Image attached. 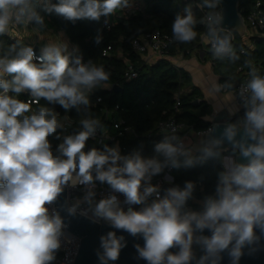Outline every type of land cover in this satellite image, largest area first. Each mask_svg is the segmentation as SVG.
I'll return each instance as SVG.
<instances>
[{"label":"clouds","instance_id":"1","mask_svg":"<svg viewBox=\"0 0 264 264\" xmlns=\"http://www.w3.org/2000/svg\"><path fill=\"white\" fill-rule=\"evenodd\" d=\"M221 5L200 0L196 7L207 9L200 18L185 5L171 22L173 41L190 44L203 25L199 35L214 58L239 60ZM133 7L134 0H0V37L17 29L43 33L46 15L107 26ZM102 33L96 30L97 46ZM244 65L249 79L236 93L242 115L230 113L235 119L210 126L199 146L171 130L150 152L144 141L124 152L118 141L105 142V126L93 113L94 93L112 86L110 70L85 60L79 45L62 36L39 54L19 39L6 46L0 40V264H57L66 219L78 215L113 229L99 237V264L117 261L127 247L117 232L143 240L133 247L146 264H224L225 257L240 264L264 251V74L250 59ZM233 88L231 80L215 86ZM57 105L66 114L75 111L74 127ZM98 133L100 146L89 147ZM209 162L214 182L202 196H196L198 181L175 183L173 170ZM158 177L162 183H154ZM204 180L202 173L201 185ZM98 186L110 194L97 199ZM66 189L82 195L57 208Z\"/></svg>","mask_w":264,"mask_h":264},{"label":"trees","instance_id":"2","mask_svg":"<svg viewBox=\"0 0 264 264\" xmlns=\"http://www.w3.org/2000/svg\"><path fill=\"white\" fill-rule=\"evenodd\" d=\"M141 1L143 6L140 10L132 14H125L122 17H112L108 28L102 26V21L100 23L91 21L89 25L87 22L81 21L72 25L55 15H46L52 25L64 29L68 39L73 44L79 45L85 59L91 58L97 64H103L106 70L111 71V85L115 83L120 85L118 90L113 88L101 89L94 93L93 97L100 96L102 102L97 107H93V113L97 116L100 106L107 105L112 109L117 106L120 116L134 127L137 132L135 137L124 136L119 140L124 152L130 151L140 141L146 143L145 151L150 152L152 143L160 140L164 133H156L150 137H146V133L154 129L158 120L172 112L177 91H180L178 97L179 111L175 114L177 121L190 126L195 132L204 131L211 126V123L204 118L210 113L209 104L202 98L201 92L196 87H191L186 92L183 91L190 85V76L184 69L171 62V56L180 53L182 56L188 57L193 51L200 50L203 53V59L212 62L213 71L219 76L221 85L228 80H231L232 83L237 79L238 81H247L249 79L248 69L244 62L249 59L264 74V37H250L252 45L248 47L245 41L247 37H241L234 32L232 43L240 59L235 62L227 57L223 60H217L213 57L210 46L201 42L199 34L205 31L203 25H198V38L195 41L190 44H180L172 39L168 48V56L159 57L154 62L143 61L138 54L130 49L129 41L153 28L160 29L172 38L171 22L178 13L182 14L183 10L177 3L178 0ZM256 1H260L264 6V0H239L241 15L244 16ZM193 11L197 18H200L205 15L207 9L201 11L198 8H193ZM98 28L103 29V42L99 46L94 43ZM0 40L6 46L15 43L17 38H11L7 35L0 37ZM107 45H111L112 49L108 55H102V51ZM125 59L133 62L137 68V76L131 80L123 78ZM239 67L241 68L240 71H238ZM195 99H197L196 103L193 102ZM44 103L41 101V104ZM56 111L61 114L64 113L58 105ZM242 112L243 109L237 115H242ZM68 114L74 122L78 119L75 111ZM231 119H235V116ZM178 133L182 135L181 132ZM53 144L55 146L56 141H53ZM89 145L91 147L95 144L89 143ZM95 146L99 147L100 145ZM202 173L205 175V180L201 185L199 178ZM172 175L177 184H182L185 180L198 181L197 197L210 191L214 182L211 162L204 168L173 170ZM191 203L196 206L195 202Z\"/></svg>","mask_w":264,"mask_h":264},{"label":"built area","instance_id":"3","mask_svg":"<svg viewBox=\"0 0 264 264\" xmlns=\"http://www.w3.org/2000/svg\"><path fill=\"white\" fill-rule=\"evenodd\" d=\"M200 2V0H178L177 3L179 4L180 8L183 10L185 5L192 4L193 8H197L196 5ZM143 4L141 0H134V7L132 9L125 10L126 14H132L135 11H138L142 8ZM199 10L203 11V9L198 8ZM243 17L245 26H246V34L245 36L248 37V41H246V45L251 47L250 37L252 36H261L264 37V6L260 1H256L251 9L245 13ZM111 23L110 22L107 26L104 25L102 20V26L108 28ZM172 42V38L169 34L161 31L158 28H153L149 31L142 33L141 35L132 38L129 41L130 49L136 54H148L150 56L156 57L157 60L159 57L168 56V48L170 43ZM201 42L208 44L204 41L201 37ZM31 45V44H30ZM111 45H107L103 51L102 55H108L111 51ZM244 52L243 50H241ZM193 52H201L200 50H195ZM119 53L120 50H119ZM37 54H39L37 52ZM87 60V59H85ZM154 60V61H155ZM153 61V62H154ZM152 62V61H150ZM212 63V62H211ZM241 68H238L240 71ZM137 76V68L135 64L128 59H125V67L123 70V78L125 80H131ZM246 80H240L238 84L233 88L234 95L236 97V101L239 103V100L236 96V93L239 92L243 84ZM112 87V86H111ZM180 95V91L175 93V104L173 106L172 112L167 115L166 117L158 120L154 126L153 130H150L146 133V137H150L156 133H165L167 131L175 130L177 132H181L182 136L185 138L187 137L188 131L191 129L190 126L186 125L183 122L177 121L175 114L179 111L178 105V97ZM100 96L92 97L94 102V107H97L101 102L102 99L98 103H95L96 98ZM101 98V97H100ZM99 114L97 117L101 120V122L105 126V130L107 132V138H105V142H116L124 137V136H132L135 137L137 135L136 130L132 125L126 122V120L120 116L118 113L117 106L113 109L108 107L107 105L99 107ZM61 118L67 117L66 123H70L74 127V120L70 117L67 113L61 114ZM72 128H69V131H72ZM205 131V130H204ZM201 131L200 133H204ZM103 139L100 134H97V137L93 140H90L89 143H93L95 145H99L98 141ZM90 147V145H88ZM163 177H158L154 180V183H162ZM67 198L70 196L82 195V192L79 189H66ZM110 194L109 189L104 186H98V196L99 199L101 196ZM123 200V197L121 196ZM66 237L67 242H65L59 251L57 256V264H73L78 248H79V238L66 230Z\"/></svg>","mask_w":264,"mask_h":264},{"label":"water","instance_id":"4","mask_svg":"<svg viewBox=\"0 0 264 264\" xmlns=\"http://www.w3.org/2000/svg\"><path fill=\"white\" fill-rule=\"evenodd\" d=\"M221 10L224 15V29L233 39V33H237L239 36L243 37L246 34V26L243 17L239 11V0H222ZM91 21H87V25ZM238 79L234 81V88L238 84ZM115 90L120 89V85L112 84ZM197 102V99L193 101ZM225 111H220L212 115L210 123L223 125L224 122L231 119ZM207 129L201 134V138L205 137ZM67 198L66 190L64 194L60 197L59 202L56 207L62 204ZM121 199V197H120ZM122 200V199H121ZM61 215L65 213L61 212ZM66 222H69L67 231L79 238V248L73 264H99L96 256V250L99 248V237L106 234L108 231L113 230L110 227L101 222L99 224L92 223L89 219L76 216L75 218H67ZM118 235H124L127 240V247L121 250L120 257L115 262H110V264H146V261L136 259L137 253L133 245L135 243L143 244V240L139 238H133L127 233L117 232ZM102 251V250H101ZM224 264H228L227 257H225ZM240 264H264V251L257 253L255 256L245 255Z\"/></svg>","mask_w":264,"mask_h":264},{"label":"crops","instance_id":"5","mask_svg":"<svg viewBox=\"0 0 264 264\" xmlns=\"http://www.w3.org/2000/svg\"><path fill=\"white\" fill-rule=\"evenodd\" d=\"M45 23L47 28L43 33H36L30 29H17L11 32L9 37L20 39L25 44H31L38 53L44 43L51 40L54 41L58 39V36H62L64 39L68 40L70 46L75 45L68 39L65 30L52 25L46 16ZM245 41H248V37ZM202 55V52H192L188 57H184L180 53L170 57L171 62L175 66L184 69L190 76V85L183 91L186 92L189 91L191 87H196L201 92L202 98L209 104L210 113L204 117L209 122L212 115L220 111H225L228 115H230V113H235L237 115L241 109L238 110L239 103L236 101L233 90H215L217 84L221 85L220 78L213 71L212 63L209 60H204ZM138 56L146 62H153L156 59V57L148 54H138ZM201 139L200 132H195L192 129L188 131L186 140L190 144L199 146V141Z\"/></svg>","mask_w":264,"mask_h":264},{"label":"bare ground","instance_id":"6","mask_svg":"<svg viewBox=\"0 0 264 264\" xmlns=\"http://www.w3.org/2000/svg\"><path fill=\"white\" fill-rule=\"evenodd\" d=\"M225 33L227 34V31H225ZM168 185H165V187H167Z\"/></svg>","mask_w":264,"mask_h":264},{"label":"rangeland","instance_id":"7","mask_svg":"<svg viewBox=\"0 0 264 264\" xmlns=\"http://www.w3.org/2000/svg\"><path fill=\"white\" fill-rule=\"evenodd\" d=\"M246 39V38H245Z\"/></svg>","mask_w":264,"mask_h":264}]
</instances>
